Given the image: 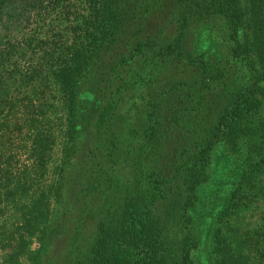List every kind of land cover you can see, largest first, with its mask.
<instances>
[{
  "label": "trees",
  "instance_id": "16d2710c",
  "mask_svg": "<svg viewBox=\"0 0 264 264\" xmlns=\"http://www.w3.org/2000/svg\"><path fill=\"white\" fill-rule=\"evenodd\" d=\"M69 181V264H264V0H0L9 256Z\"/></svg>",
  "mask_w": 264,
  "mask_h": 264
},
{
  "label": "rangeland",
  "instance_id": "374dc122",
  "mask_svg": "<svg viewBox=\"0 0 264 264\" xmlns=\"http://www.w3.org/2000/svg\"><path fill=\"white\" fill-rule=\"evenodd\" d=\"M216 27L217 25L215 26V28ZM197 31L199 32L198 34L201 35V37L199 36L197 37V39L191 38L193 42L197 40H204V38H210L211 33L209 30L203 31V28H197ZM206 49L209 50V52L215 51L214 48H209V46ZM216 49L220 50L221 48ZM84 106L85 110L90 113L92 107L86 106L85 104ZM85 115L87 116V113H85ZM53 134L55 137V142L52 147L51 156L48 162V173L46 174L47 179L51 176L50 171L52 166L58 162L62 154V137L58 132L56 125L53 128ZM9 151H13L16 153L15 149L13 148ZM18 153L20 155L21 151H18ZM19 157L22 158V154ZM69 185L71 187L68 191L67 196H65L64 201L58 205L52 203V219H54V216L57 215L56 223H58V225H55L53 230L50 229L47 232L46 237L42 241V246L40 244V241L35 238H31L29 240L28 237L24 235V232L21 229L24 240L23 247L22 251L18 253L15 258H13L12 255L9 256L14 248H11L7 245L2 246L1 244L3 243L2 240H5V238L7 237L9 231L20 230L21 224L20 222H13V225H10L12 222V218L7 217L9 216V212L7 211H5L3 214H0V264H31V261L33 262V264H35L33 257L36 259V264H69V260L66 258V254L69 248L72 246V240L69 238V234L73 222L72 218H74V212L77 210V203L74 204L75 195L73 194V192H75V186L71 183ZM242 214L243 216L240 219H243L244 221H254L255 223L259 222V218H263L264 216V200L253 203L249 208L245 209ZM260 221H262V219ZM81 232V236H83L84 240H80V242L83 241V243L80 244H85V240L88 237L87 235L89 233L91 234L92 232L90 223L84 224ZM8 247H10V249ZM72 248L73 252H71V255L73 256L75 247ZM31 252H34L36 254H32Z\"/></svg>",
  "mask_w": 264,
  "mask_h": 264
}]
</instances>
